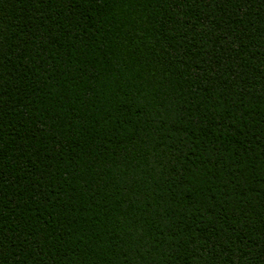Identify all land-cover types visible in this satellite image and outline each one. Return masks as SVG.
<instances>
[{"label": "trees", "instance_id": "1", "mask_svg": "<svg viewBox=\"0 0 264 264\" xmlns=\"http://www.w3.org/2000/svg\"><path fill=\"white\" fill-rule=\"evenodd\" d=\"M0 264H264V0H0Z\"/></svg>", "mask_w": 264, "mask_h": 264}]
</instances>
